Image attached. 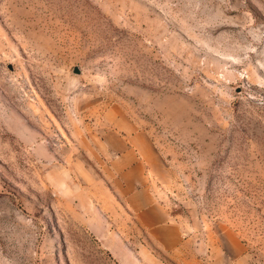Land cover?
<instances>
[{"label":"rangeland","instance_id":"1","mask_svg":"<svg viewBox=\"0 0 264 264\" xmlns=\"http://www.w3.org/2000/svg\"><path fill=\"white\" fill-rule=\"evenodd\" d=\"M0 264H264V0H0Z\"/></svg>","mask_w":264,"mask_h":264},{"label":"water","instance_id":"2","mask_svg":"<svg viewBox=\"0 0 264 264\" xmlns=\"http://www.w3.org/2000/svg\"><path fill=\"white\" fill-rule=\"evenodd\" d=\"M73 73L78 74V73H79V70L75 67V68L73 69Z\"/></svg>","mask_w":264,"mask_h":264}]
</instances>
